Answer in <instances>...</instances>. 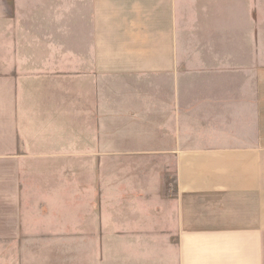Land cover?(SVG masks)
Here are the masks:
<instances>
[{
  "label": "crops",
  "instance_id": "0c3cea01",
  "mask_svg": "<svg viewBox=\"0 0 264 264\" xmlns=\"http://www.w3.org/2000/svg\"><path fill=\"white\" fill-rule=\"evenodd\" d=\"M80 1L0 55V264H264V0Z\"/></svg>",
  "mask_w": 264,
  "mask_h": 264
},
{
  "label": "rangeland",
  "instance_id": "374dc122",
  "mask_svg": "<svg viewBox=\"0 0 264 264\" xmlns=\"http://www.w3.org/2000/svg\"><path fill=\"white\" fill-rule=\"evenodd\" d=\"M72 7V9H71ZM3 8V9H2ZM8 10L10 24L3 29L0 24V55H30L67 51L66 28L74 18L81 30L82 5L80 0H0V11ZM82 33H80L81 37ZM4 44L7 46L4 47ZM38 194L44 193L37 191ZM45 197H38V205L25 209L30 214H48L53 208L45 204ZM61 207V205H57ZM65 211H77L72 204L64 205ZM75 243L76 237H68ZM1 243V242H0ZM69 243V242H68ZM69 264H81L82 253L68 252ZM1 260V258H0Z\"/></svg>",
  "mask_w": 264,
  "mask_h": 264
}]
</instances>
